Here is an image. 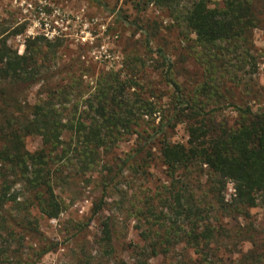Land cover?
Returning a JSON list of instances; mask_svg holds the SVG:
<instances>
[{
	"label": "trees",
	"instance_id": "obj_1",
	"mask_svg": "<svg viewBox=\"0 0 264 264\" xmlns=\"http://www.w3.org/2000/svg\"><path fill=\"white\" fill-rule=\"evenodd\" d=\"M131 3L138 10L155 6L180 28L189 41L185 52L201 66L200 79L188 88L175 73L177 62L161 47H151L155 32L125 16L124 22L145 32L144 54L154 55L165 89L137 79L145 72L141 56L117 70H99L92 83L83 80L91 74L87 69L67 70L55 80L62 40L28 38L18 53L0 38V236L16 235L3 214L7 205L56 219L69 206L56 187L97 172L89 176L100 193L90 216L74 222L63 241H52L42 253L52 251L89 226L128 174L141 182L139 192L123 190L119 203L133 216L138 240L118 242L113 218L102 219L97 239L102 255L94 264H151L155 257L160 264H264V230L249 220L250 209L264 202V99L234 96L237 88L257 94L252 32L264 16V0ZM37 83L39 99L22 101ZM227 108L231 115L222 114ZM178 126L183 140L172 139ZM31 135L41 141L33 152L25 148ZM131 139L128 150L114 151ZM156 160L163 180L152 179ZM228 183L233 191L226 198ZM225 218L244 224L228 226ZM245 242L250 246L242 249ZM118 247L130 256L118 258Z\"/></svg>",
	"mask_w": 264,
	"mask_h": 264
},
{
	"label": "rangeland",
	"instance_id": "obj_2",
	"mask_svg": "<svg viewBox=\"0 0 264 264\" xmlns=\"http://www.w3.org/2000/svg\"><path fill=\"white\" fill-rule=\"evenodd\" d=\"M100 1L101 3L97 4L92 0H0V38L5 37L8 44L18 53L23 52L24 42L28 38L44 36L49 40H62L63 47L58 51L56 59L57 69L54 68L55 80L65 76L67 70L79 73L80 70L87 69L91 70V74L84 75L83 80L92 83V74H97L99 70H117L122 68L124 63L128 62L127 65H131L132 58L141 56L138 58L143 60L145 72L144 77L141 75L137 79L142 83L147 82L165 89L166 87L159 82V75L155 70L157 63L154 55L144 54L145 32L124 22L122 17L125 16L128 21H139L145 29L155 32L151 47L154 49L161 47L172 61L177 62L178 69L175 73L188 88L200 79L201 66L196 65L193 57L188 56L184 49L189 41L185 40L180 28L162 10L153 5L138 10L131 0ZM213 1L220 2V0ZM252 40L251 51L257 61V71L252 77L257 83V94L255 97H252L254 94L252 92L244 95L245 91L242 92V89L237 88L234 93L235 98L264 99V16L262 15L259 26L253 29ZM138 63L141 64L140 61L135 62ZM93 69L94 73H92ZM245 69L249 68L246 66ZM241 73L244 75L245 71ZM39 96H41L40 84H33L23 93L22 101L26 100L32 104L39 99ZM222 114L231 115L232 112L227 108ZM155 120L158 122L159 118L155 117ZM184 136L182 126H178L172 139L183 140ZM62 138L67 140L69 133L63 132ZM132 141L133 139L122 141L114 151L122 154L128 150ZM40 146L39 137L31 135L25 138V148L28 151L33 152ZM162 170L160 162L156 160L152 167V179L160 177L163 180L165 175ZM89 176L96 178L97 172L75 178L63 187H56L57 193L69 205L56 219H47L36 209H32L31 213H26L25 210L17 212L7 205L3 214L13 225L12 229L16 235L12 237L5 231L1 234L0 264H77L79 260L82 263L89 261L94 264L96 261L94 257L102 255L97 239L100 221L105 218H113L116 223L120 238L118 242L137 241L135 220L132 215L125 214V207L119 202L123 199V190L126 193L139 192L141 182L126 174L118 184L121 190L117 189L109 194L110 197L106 198L104 208L83 232L60 244L58 248L42 253L52 241H63L64 237L72 232L71 225L74 222L86 220L90 216L92 203L97 200L100 193L96 182H89ZM146 185L147 182L144 183V186ZM17 188L19 185L15 186V189ZM232 191V186L228 183L226 198L230 197ZM27 218L31 220V225L28 224ZM249 220L258 230H264V202L250 209ZM223 222L228 226L244 224L242 219L235 221L225 218ZM249 246L245 242L242 249ZM129 254V251L117 248L118 258L127 259ZM106 258L107 256L104 255L102 262ZM150 262L160 264L161 259L155 257Z\"/></svg>",
	"mask_w": 264,
	"mask_h": 264
}]
</instances>
